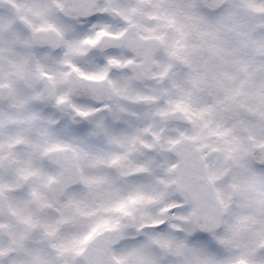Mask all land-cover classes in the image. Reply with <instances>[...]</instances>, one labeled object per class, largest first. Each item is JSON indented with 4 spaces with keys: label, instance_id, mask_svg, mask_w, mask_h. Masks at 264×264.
Returning a JSON list of instances; mask_svg holds the SVG:
<instances>
[{
    "label": "clouds",
    "instance_id": "obj_1",
    "mask_svg": "<svg viewBox=\"0 0 264 264\" xmlns=\"http://www.w3.org/2000/svg\"><path fill=\"white\" fill-rule=\"evenodd\" d=\"M0 264H264V0H0Z\"/></svg>",
    "mask_w": 264,
    "mask_h": 264
}]
</instances>
